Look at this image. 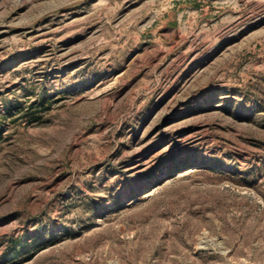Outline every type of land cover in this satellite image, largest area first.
Listing matches in <instances>:
<instances>
[{"label": "rangeland", "instance_id": "rangeland-1", "mask_svg": "<svg viewBox=\"0 0 264 264\" xmlns=\"http://www.w3.org/2000/svg\"><path fill=\"white\" fill-rule=\"evenodd\" d=\"M0 264H264V0H0Z\"/></svg>", "mask_w": 264, "mask_h": 264}]
</instances>
